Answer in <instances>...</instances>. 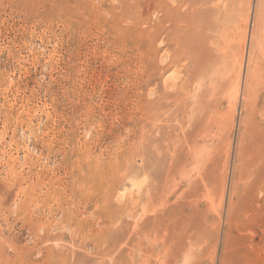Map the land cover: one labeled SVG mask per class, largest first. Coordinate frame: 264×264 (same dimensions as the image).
<instances>
[{
  "label": "rangeland",
  "instance_id": "obj_1",
  "mask_svg": "<svg viewBox=\"0 0 264 264\" xmlns=\"http://www.w3.org/2000/svg\"><path fill=\"white\" fill-rule=\"evenodd\" d=\"M204 4L0 0V264H264V0Z\"/></svg>",
  "mask_w": 264,
  "mask_h": 264
},
{
  "label": "bare ground",
  "instance_id": "obj_2",
  "mask_svg": "<svg viewBox=\"0 0 264 264\" xmlns=\"http://www.w3.org/2000/svg\"><path fill=\"white\" fill-rule=\"evenodd\" d=\"M177 3L179 4V5H181V6H183V7H188V8H192V7H196V6H205V4H204V0H177ZM231 3V2H230ZM227 6V5H226ZM232 10V8L230 7V8H228L227 9V7H225L224 8V10H222L223 12H222V15H223V19H222V16H220L221 17V19L223 20V21H225V19H226V17L228 16V13L230 12ZM207 12H208V10H204L203 12H199V9H196L195 11H191L189 14H183V18L182 19H176V16H174V15H170L169 16V18L167 19V21H169V23H171V25H173V27H172V29H173V32H175V33H177V36H179V38H178V40L176 41H174V55H172L171 56V62H172V64L174 65V64H176V63H180V62H189L190 60H191V53H193V51H190V49H187V50H189V51H186L185 50V46H186V44L188 43V38L186 37V35H185V33L187 32L188 33V31L186 30V29H188V28H182L181 26H182V24H183V22H185V20H187V18H189V17H195L197 14H201V15H203V16H205L206 14H207ZM204 19V18H203ZM193 22V21H192ZM175 23H177V25H175ZM196 24V22H194V24L192 25V24H190V27H189V29L188 30H192L193 28L194 29H202V28H204V26H203V24H200L199 23V25L197 26V27H195L194 25ZM186 26V25H185ZM218 27H219V25H217ZM221 26V25H220ZM186 27H188V26H186ZM191 28V29H190ZM221 28V27H220ZM222 29V28H221ZM217 30H219L218 28H217ZM154 33V32H153ZM190 33V32H189ZM216 32H214V34H215ZM217 33H218V31H217ZM171 34V33H170ZM170 34H169V36H170ZM188 36V35H187ZM215 36H216V34H215ZM218 36H219V34H218ZM190 37V36H189ZM215 38V37H214ZM216 39H217V37H216ZM213 41V40H212ZM221 41V40H220ZM224 42V41H223ZM216 43V42H215ZM225 43V42H224ZM210 44H213V43H210ZM187 45H189V43L187 44ZM213 46V45H212ZM219 46V45H218ZM241 46V45H240ZM195 47V46H194ZM194 49V48H193ZM197 50V49H196ZM213 50V49H212ZM224 51V50H223ZM195 52V51H194ZM197 52V51H196ZM195 52V53H196ZM215 52H216V56H219V57H225L226 56V53L225 52H222L221 51V49H217V48H215ZM227 52V51H226ZM194 53V54H195ZM242 53H244V52H242ZM197 56V55H196ZM200 56V55H199ZM227 57V56H226ZM200 58V57H199ZM217 58V57H216ZM213 59V58H212ZM226 59V58H225ZM219 60H220V58H219ZM205 61H207V60H205ZM216 61V60H215ZM215 61H214V63H215ZM193 62V61H192ZM244 62V61H243ZM205 63V62H204ZM210 63V62H209ZM213 63V64H214ZM224 63V62H223ZM189 64V63H188ZM207 64V63H206ZM211 64V63H210ZM209 64V65H210ZM212 64V65H213ZM204 65V64H203ZM178 66V65H177ZM211 66V65H210ZM214 66V65H213ZM181 67V66H180ZM199 67H201V66H199ZM203 67H205V66H203ZM206 67H208V64H207V66ZM215 67V66H214ZM183 68V69H182ZM195 69V68H194ZM200 68H198V70H199ZM204 69V68H203ZM203 69L200 71L199 70V73H201V74H199V73H195L194 71H193V69H192V67H190V66H185V68L182 66L181 67V69H179L178 71H176V72H178L177 74H179L180 76H182V80H184V82H183V84L184 85H189V86H187L188 88L190 87V92H189V94H190V97H189V100L188 101H190L192 104H195V103H198V101H199V98H201V96H202V94L204 93V92H202L203 91V89L204 88H206V89H208L209 90V93H210V95H211V97L213 98V96H216L217 95V89L214 87V88H212L211 86L214 84L213 82H211V83H213L212 85H210L209 83V80H207L208 78L206 77V75L204 74V72H203ZM208 69V68H207ZM206 69V70H207ZM210 69V68H209ZM208 69V70H209ZM211 69H213V70H216V69H214V68H212L211 67ZM239 69V68H238ZM206 70H205V72H206ZM213 72V71H212ZM212 72H210V76H211V73ZM215 72V71H214ZM216 73V72H215ZM212 75L214 76V74L212 73ZM210 76H208L209 78H212V76L210 77ZM148 77V79H149V76H147L146 75V78ZM217 77V76H216ZM143 78V77H142ZM146 78H145V80H146ZM184 78V79H183ZM224 78V77H223ZM143 80V79H142ZM213 80V79H212ZM215 80V79H214ZM150 81V80H149ZM207 82V86L208 87H205L206 85L204 84V83H206ZM217 81V80H216ZM215 81V82H216ZM209 82V83H208ZM182 84V85H183ZM181 86V85H180ZM183 87V86H182ZM185 88V87H184ZM177 87H176V92H175V98L177 97L176 96V94H180V93H182V92H180V90L179 91H177ZM186 90V89H185ZM186 91H188V89L186 90ZM207 91V90H206ZM184 92V91H183ZM242 93V92H241ZM182 94H184V93H182ZM184 95H186V94H184ZM186 97H188V95L186 96ZM204 97V96H203ZM202 97V98H203ZM172 100H169V101H173L174 100V98H171ZM184 99V98H183ZM188 99V98H187ZM208 102V101H207ZM173 103V102H172ZM170 105H171V103H169ZM208 104V103H207ZM175 105V104H174ZM179 105H180V103H179ZM182 105H183V102H182ZM185 106V105H184ZM209 106V105H208ZM176 109V108H175ZM202 111H204V110H202ZM202 111H201V113H202ZM205 112V111H204ZM147 113V112H146ZM200 113V114H201ZM146 115V114H145ZM170 115V114H169ZM189 117V120L191 119V116H188ZM181 118V117H180ZM145 119H147V117L145 118ZM156 119V118H155ZM183 120V119H182ZM147 121V120H146ZM177 121V120H176ZM151 123V122H150ZM154 125V124H153ZM156 125V124H155ZM158 125H159V123H158ZM153 127V126H152ZM181 131H182V133H183V128H181L180 129ZM194 133V132H193ZM189 137V136H188ZM178 139V138H177ZM169 146V145H168ZM187 148V147H186ZM189 148V147H188ZM192 149V148H191ZM188 150V149H187ZM167 151H168V148H167ZM190 151V150H189Z\"/></svg>",
  "mask_w": 264,
  "mask_h": 264
}]
</instances>
